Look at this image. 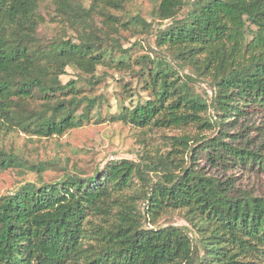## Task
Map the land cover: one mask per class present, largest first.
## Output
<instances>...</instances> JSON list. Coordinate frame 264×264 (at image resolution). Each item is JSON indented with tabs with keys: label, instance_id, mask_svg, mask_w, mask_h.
<instances>
[{
	"label": "trees",
	"instance_id": "obj_1",
	"mask_svg": "<svg viewBox=\"0 0 264 264\" xmlns=\"http://www.w3.org/2000/svg\"><path fill=\"white\" fill-rule=\"evenodd\" d=\"M122 1L53 0L51 19L63 34L48 35L42 0H0V141L12 131L59 136L89 122L103 95L83 93L81 85L96 87L104 66L128 70L148 91L131 106L117 96L112 120L144 133L194 126V157L264 171V147L225 139L237 138L226 118L264 111V0H160L157 22L136 17L146 33L157 30L158 52L155 59L141 55L135 71L116 59L115 48L121 56L125 50L111 44L95 17L115 18L108 8ZM67 68L78 75L63 81ZM204 76L209 98L194 90ZM216 124L214 137L201 133ZM163 138V152L144 149L136 161L26 181L0 195V264H264V193L185 165L187 133ZM25 161L0 143V170L39 168ZM175 210L194 236L184 226H153Z\"/></svg>",
	"mask_w": 264,
	"mask_h": 264
},
{
	"label": "rangeland",
	"instance_id": "obj_2",
	"mask_svg": "<svg viewBox=\"0 0 264 264\" xmlns=\"http://www.w3.org/2000/svg\"><path fill=\"white\" fill-rule=\"evenodd\" d=\"M87 5L88 1L83 0ZM160 0H123L119 8H108L115 18H107V14L96 13L97 26L103 29L112 39L111 44L124 48V56L115 48V57L124 59L134 71L138 69L141 55H150L155 59L158 48L155 46L156 31L146 33V28L137 18L140 17L147 23L157 22L153 11L157 8ZM53 0H42L45 5L46 24L42 25V32L54 35L57 32L62 35L57 21L51 19L53 16ZM137 17V18H136ZM162 22H160L161 24ZM168 23L163 22L162 27ZM68 30L66 35H70ZM110 40V39H109ZM155 52V53H154ZM137 59V60H136ZM96 87L81 85L83 93L103 95L102 104L97 108L98 113L92 114L89 122L81 127L73 128L62 135L50 137H37L12 131L3 136L0 143L6 149L12 148L16 153L26 160L27 165H37L39 168L28 170L26 168H9L0 170V195L8 193L26 181L48 182L56 181L68 173H81L82 175L94 172L95 168L102 169L108 161L119 159L138 160V154L144 149H149L153 154L155 150L160 152L169 148L168 139L163 135H178L187 133L191 138L187 151L183 152L184 163L187 166L198 169L206 175H218L220 177H232L233 188L252 190L256 194L264 193V171L245 170L237 166L221 165L220 163L206 160L203 153L194 157L198 148L196 141L192 138L198 129L194 126L185 128L166 129L163 134L160 131L142 132L129 124L118 120H112L111 115L118 109V97H126V105H134L135 101L147 94L141 79L135 74L127 71H119L113 68L98 66L96 74L102 75ZM189 73L185 68L182 75ZM77 72L67 68L66 73L61 76L63 81L76 78ZM208 77L204 76L203 81L196 82L194 90L200 95L209 98L213 94ZM81 83V82H79ZM83 84V83H82ZM138 92L141 96L138 95ZM95 112V110H93ZM206 115L211 121L216 119L212 107L207 109ZM232 122L226 125L228 133L237 136H225V139L234 143L246 144L250 147H264V111L252 112L241 116H230L226 121ZM205 137H214L219 133L218 125L212 129L202 131ZM168 134V135H167ZM153 226H165L173 224L187 227L190 236L195 235L194 227L184 219L178 210L162 213L157 216Z\"/></svg>",
	"mask_w": 264,
	"mask_h": 264
}]
</instances>
